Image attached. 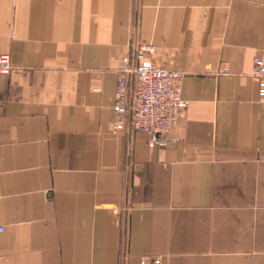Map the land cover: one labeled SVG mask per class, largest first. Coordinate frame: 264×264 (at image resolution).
<instances>
[{"label":"crops","instance_id":"0c3cea01","mask_svg":"<svg viewBox=\"0 0 264 264\" xmlns=\"http://www.w3.org/2000/svg\"><path fill=\"white\" fill-rule=\"evenodd\" d=\"M144 42L191 100L164 145L113 127ZM1 53L0 264H264V0H0Z\"/></svg>","mask_w":264,"mask_h":264},{"label":"built area","instance_id":"2783aa9c","mask_svg":"<svg viewBox=\"0 0 264 264\" xmlns=\"http://www.w3.org/2000/svg\"><path fill=\"white\" fill-rule=\"evenodd\" d=\"M15 68L9 53L0 54V73L10 74ZM184 73L157 62L156 47L138 43L131 57L120 59L118 84L113 106V127L116 131H143L151 144L164 145L168 135L191 104L182 96L179 80ZM260 85L264 101V55L254 58L252 72ZM177 140V137H172ZM4 225L0 222V233Z\"/></svg>","mask_w":264,"mask_h":264}]
</instances>
